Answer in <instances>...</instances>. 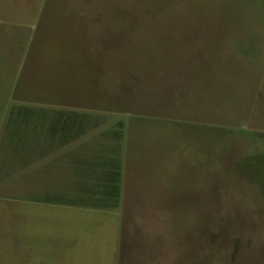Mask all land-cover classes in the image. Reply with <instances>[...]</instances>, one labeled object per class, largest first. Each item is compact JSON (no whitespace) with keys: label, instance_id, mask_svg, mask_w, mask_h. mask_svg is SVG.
Instances as JSON below:
<instances>
[{"label":"rangeland","instance_id":"1","mask_svg":"<svg viewBox=\"0 0 264 264\" xmlns=\"http://www.w3.org/2000/svg\"><path fill=\"white\" fill-rule=\"evenodd\" d=\"M24 1L0 0V109L25 104L8 98L41 14L74 15L32 49L46 63L37 86L93 112L78 139L88 163L123 123L125 181L114 211L8 198L12 251L58 258L36 264H264V0ZM99 171L77 184L61 172L75 195L56 201Z\"/></svg>","mask_w":264,"mask_h":264},{"label":"crops","instance_id":"2","mask_svg":"<svg viewBox=\"0 0 264 264\" xmlns=\"http://www.w3.org/2000/svg\"><path fill=\"white\" fill-rule=\"evenodd\" d=\"M24 2L27 3V0ZM64 14L59 15L53 11H49L46 17L44 13L41 14L36 24L40 35L35 34L31 45L28 46L17 80L10 92V99L7 97L9 92L3 97V100L7 98L11 100L16 95L18 96L16 100L25 104H19L16 108L13 106L0 109V230L7 225L3 219H6L7 214H12L14 209L5 208L8 198L12 199L14 196V198H20L18 201L21 203L40 204L38 198L45 196L75 195L71 193L75 189L71 188L69 177H67L69 183L64 182L61 186L60 180L67 179L60 178V173L72 172V180L77 184L78 166L87 167L91 164L88 163L92 160L91 158H89L91 160H83V157L78 156L80 154L78 150L81 148H78V140L75 139L77 124L75 117L78 113L92 118L93 112L91 109H77L75 96L59 92V87L51 93L45 88H38V78L46 77L44 73L46 63L41 65L44 67L42 70L39 68L40 62L31 57L32 49L33 52L39 50V43L44 42L46 37H50L52 32L63 30L66 33L73 29L76 17L73 18L72 14ZM75 15L78 16V14ZM77 19L80 21L79 16ZM85 19L86 15L83 22L86 21ZM41 49L43 51V47ZM55 68L56 79L62 76L70 82L71 72L68 62L56 59ZM46 106L53 108L46 109ZM48 115L63 118L52 119L51 127L57 128L55 135L47 133L49 121H46V116ZM62 127L67 128V139H62L63 137L59 135ZM124 164L123 159L122 190L125 181ZM54 180L56 188L55 183H53L54 188L46 187L45 181ZM14 244V239L0 235V264H36L40 261L58 259L54 255L45 253H14L12 251Z\"/></svg>","mask_w":264,"mask_h":264},{"label":"trees","instance_id":"3","mask_svg":"<svg viewBox=\"0 0 264 264\" xmlns=\"http://www.w3.org/2000/svg\"><path fill=\"white\" fill-rule=\"evenodd\" d=\"M52 119H63L61 117L54 118L52 115H48ZM47 117V116H46ZM75 122V139L78 140L83 136L84 132L92 127L93 117L83 114H76ZM85 122V123H84ZM119 133H114L116 135L115 140L117 141V147L111 146L106 155L101 152L96 156V163L90 164L87 167H79L78 172L89 171L91 175L94 173V166L100 169L96 178L88 177L93 179L91 183H87L91 188H86L78 193L76 199L73 201L60 200L59 203L56 201V196H45L38 198L39 202L46 204H59L62 206H70L75 208H83L87 210L95 211H114L119 209L121 204V191H122V181H123V139H124V126L123 123L118 124ZM51 133H54L57 128L55 126L50 127ZM62 139H67L68 131L66 127H62L59 133ZM122 144V146H121Z\"/></svg>","mask_w":264,"mask_h":264}]
</instances>
